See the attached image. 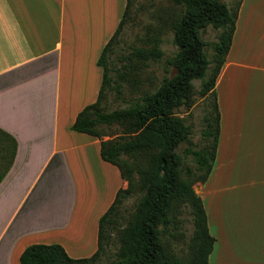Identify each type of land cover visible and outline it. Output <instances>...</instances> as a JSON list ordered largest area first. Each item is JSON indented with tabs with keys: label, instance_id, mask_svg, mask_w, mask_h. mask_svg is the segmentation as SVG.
<instances>
[{
	"label": "crops",
	"instance_id": "crops-1",
	"mask_svg": "<svg viewBox=\"0 0 264 264\" xmlns=\"http://www.w3.org/2000/svg\"><path fill=\"white\" fill-rule=\"evenodd\" d=\"M126 7L0 0V176L15 149L0 182V264H21L35 244L74 259L98 250L99 221L127 182L102 159L101 140L72 127L98 98V55ZM215 91L217 156L196 189L215 239L210 264H264V0L242 1Z\"/></svg>",
	"mask_w": 264,
	"mask_h": 264
},
{
	"label": "trees",
	"instance_id": "trees-1",
	"mask_svg": "<svg viewBox=\"0 0 264 264\" xmlns=\"http://www.w3.org/2000/svg\"><path fill=\"white\" fill-rule=\"evenodd\" d=\"M242 1L236 0L231 8L218 0H173L183 8V13L173 25L177 52L169 60L170 74L154 92L144 93L130 107L106 113L102 104L108 92L122 95V85L129 76V71L123 68L126 69L128 62H132L131 71L135 59L164 57L157 46L137 48L121 58L122 67L114 69L110 65L114 44L131 8L132 0H127L122 20L98 61L103 70L98 98L79 113L72 130L101 140L102 159L119 169L128 188L117 192L114 203L101 217L99 247L93 256L74 259L59 244H35L22 253L21 264H92L104 253L115 232L119 233L121 249L119 258L112 264H210L215 239L209 232L204 203L194 186L208 181L216 161L220 112L215 86L231 50ZM208 27L218 30L217 41L210 45L212 56L207 53L208 44L202 38ZM197 80L201 81L198 94L211 99L212 106L202 132V147H186L180 154L182 145L190 142L192 129L176 116V111L191 103ZM116 124L124 126L129 137L103 140L108 136L103 127ZM14 155L15 149L0 182ZM191 158L194 168L186 162ZM136 174L143 195L134 217L123 228L125 201L136 190ZM185 208L192 218L194 234L190 257L180 260L169 249L173 239L182 235L179 216Z\"/></svg>",
	"mask_w": 264,
	"mask_h": 264
},
{
	"label": "rangeland",
	"instance_id": "rangeland-1",
	"mask_svg": "<svg viewBox=\"0 0 264 264\" xmlns=\"http://www.w3.org/2000/svg\"><path fill=\"white\" fill-rule=\"evenodd\" d=\"M218 1L226 3L231 8L236 2V0ZM121 12L120 22L124 15V12ZM182 13L183 8L176 5L173 0H132L126 22L114 44L115 47L113 48V54L109 60L110 65L114 69L122 67L123 63H120L121 58L123 56L128 57L131 52L137 48L151 49L157 46L164 52V57L148 61L135 59L131 71L130 65L132 62H128L126 69L123 68L124 71H129V76L122 85V95L118 96L115 91L108 92L102 104L106 113L120 111L130 107L137 102L144 93L154 92L160 87L163 78L170 74V72L168 73V70L170 71L171 69L169 60L173 58L177 52V47L174 43L173 25ZM108 35L109 30L106 31L105 36L103 31L102 36H104L105 39L108 38ZM217 35L218 30L212 27H208L202 32V38L208 44L206 51L210 56L213 55L210 45L217 41ZM100 54L101 52L98 57ZM99 82L101 85V79ZM194 86L195 91L191 103L182 106L176 111V116L183 119L185 124L192 129L190 142L182 145L180 154L186 147L192 149H200L202 147V132L204 130L208 111L212 106L211 99L202 98L198 94L201 87V81H195ZM103 130L108 134L107 137L103 138L105 141L111 138L122 137L124 135H126L125 137H129L126 128L121 125L116 124L104 126ZM186 162L194 168L195 164L192 158L186 160ZM134 180L136 182V190L130 198L125 201L126 208L124 209L125 218L122 224L123 228L126 227L134 217L138 210L140 198L143 195L140 177L137 174ZM200 184L201 183H197L194 186L195 192L196 189L201 186ZM127 188L128 182L124 189L126 190ZM179 219L182 223L181 228L179 229L182 235L173 239L172 246L169 250L172 256L183 260L189 258L191 255V239L194 234V224L187 208L183 209ZM105 249L106 250L98 260L92 264H112L119 258L121 249L119 233L115 232L113 234L112 239ZM78 250L83 252L72 254L73 257H89L87 255L89 254L87 249Z\"/></svg>",
	"mask_w": 264,
	"mask_h": 264
}]
</instances>
